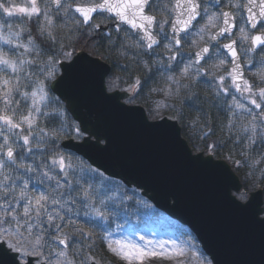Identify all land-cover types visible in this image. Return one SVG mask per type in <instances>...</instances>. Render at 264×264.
<instances>
[{
    "label": "snow or ice",
    "instance_id": "1",
    "mask_svg": "<svg viewBox=\"0 0 264 264\" xmlns=\"http://www.w3.org/2000/svg\"><path fill=\"white\" fill-rule=\"evenodd\" d=\"M151 6L152 0H101V2L77 0L75 3L70 0H27L26 5H17L13 0H0V11L8 17H12L15 13L24 14L26 17L20 25L0 24V41L10 46L8 51L0 48V253L7 255V250L15 251L17 255L10 257L12 264H32L29 256L42 258L38 259L36 264H75L74 258H69L68 250L72 238L68 233L61 231L62 225L57 221L65 220L61 212H65L66 215L72 214L77 200L84 208L86 217L94 214L102 220L108 218L104 212L100 211V208L107 207L108 201L112 200L103 183L100 185L91 183L84 187L81 184V178L70 180V174L76 177V167L69 158L59 154L55 155L48 164H44L46 157L35 167L24 163L17 164L14 143L22 141L19 146L27 149L29 154L33 152V141L36 142L35 149L41 154L52 150L47 146L48 137L52 134L40 127L41 118L49 116L46 109L52 102L48 94V81L55 79L57 68L63 66L57 58L68 60L73 55L72 51L68 50L72 47L71 33L84 26H88L91 30L100 28L99 24L91 22L93 13H98V10L115 14L117 32L122 24H128L132 29L137 30L135 35L138 39L128 43L129 48H138L143 50L145 55H152L155 47H159L162 41H167L164 44L165 51L157 53L164 56L167 64H162L159 60L152 61V64L148 60L141 61L146 77L153 71L152 65H160L157 71L163 69L165 72L178 68L181 61H178L177 57L183 56L182 49L184 42H187L180 34L186 33L193 26V21L201 15V5L198 0H171L170 4L162 7L160 19H157L155 15L147 14L145 9ZM228 6L238 11L247 8L249 16L246 23H250L251 29L258 26L264 27V20L258 23L257 14L252 11V7L255 6L254 0H249L248 4H240L238 0H228ZM203 11L207 17L206 22L197 30L196 36L200 40H204L207 36V42L194 53L195 60L190 59L182 68H179V78L174 75L167 76L166 89L154 88L150 92L167 91L171 94L173 85L177 89L189 87L190 83L184 84L182 81L190 80L193 72L196 76L208 74V69L202 71L199 65L202 60L207 62L212 58L211 42L231 32L236 24L235 14L230 11L212 15L207 14V9ZM259 17H264V0H261ZM69 19L74 23L69 24ZM220 19L223 25L215 33H211L210 29L216 28L217 21ZM28 21H34L35 33ZM168 24H170V32L165 31V26ZM157 25L159 33L154 34ZM64 29L68 31L65 32ZM157 35H160V39ZM237 40L241 44L250 40L251 45L264 47V33L250 36L244 26L239 27L237 39L230 38L229 43L217 47V56L220 54L221 47L230 53L231 68L224 75L214 76V79L219 81L216 95L219 97L221 93H229V88L224 87L226 77L231 78L232 86L241 96L248 93L245 99H251V104L260 111L254 112L251 108L247 109L251 120L241 125L240 131L247 135L249 148L257 142L264 148V87L253 91L252 84L244 79L243 66L239 62L240 54L236 49ZM191 44L197 45L198 41L193 40ZM251 50L250 46L247 51ZM165 53L169 54L165 55ZM173 62L176 63L173 64ZM227 63L226 57L220 59L214 67L221 68ZM260 78L261 82H264V75H260ZM141 86V80L137 78L130 90ZM257 96L260 103L252 98ZM21 105L24 107L22 108ZM237 109H245V105L234 96L231 103L234 116L237 114ZM229 125L235 126L231 119H229ZM25 132L27 135L24 134ZM249 133L251 135H248ZM77 134H79L78 129ZM210 134L209 129L205 135ZM239 139L238 136L237 140ZM245 155L248 154L245 153ZM4 156L12 165H15L13 172L23 169V174L14 176L11 172H7ZM261 161H264V152H261L260 160L254 163ZM242 162L235 161L237 165ZM57 168L59 172L53 174ZM87 172L93 179L103 175L98 169L90 167ZM34 178L39 181V186L47 182L49 187H45L42 191L38 190V187L30 188ZM76 214L79 215V212L77 211ZM260 223L264 224V220ZM53 229L57 235L52 243L58 242L59 245H63V249L50 250L45 256V248L49 244L45 237L50 235ZM76 231L84 239H91V236L83 229H76ZM100 239L106 243L111 252L127 261L128 264H132L133 260L143 261L150 257L168 258L169 256L185 257L186 259L181 260L179 264H203L202 255L196 250L197 246L191 239L182 242L169 241L167 244L144 241L142 245L132 241L113 240L110 234H101ZM141 240L143 241L144 238L141 237ZM5 245L7 249L4 248ZM76 254L73 253V257ZM81 264H94V261L90 256H86ZM208 264L211 262L209 261Z\"/></svg>",
    "mask_w": 264,
    "mask_h": 264
},
{
    "label": "water",
    "instance_id": "2",
    "mask_svg": "<svg viewBox=\"0 0 264 264\" xmlns=\"http://www.w3.org/2000/svg\"><path fill=\"white\" fill-rule=\"evenodd\" d=\"M60 63L50 88L84 133L62 141L64 149L189 226L213 264H264L262 189L240 199L243 183L227 160L195 152L176 119H151L145 106L125 102L131 91L108 90L111 65L102 58L80 50ZM7 251L0 264L17 255ZM37 259L29 256L32 264Z\"/></svg>",
    "mask_w": 264,
    "mask_h": 264
},
{
    "label": "trees",
    "instance_id": "3",
    "mask_svg": "<svg viewBox=\"0 0 264 264\" xmlns=\"http://www.w3.org/2000/svg\"><path fill=\"white\" fill-rule=\"evenodd\" d=\"M5 17H8L7 14L0 12V24L8 23ZM28 24L32 27L33 33H35L34 21H28ZM6 30L7 29H5V31ZM77 33L78 34H76L73 39L72 47H70L69 50L74 52L79 50L91 51L93 54L108 60L113 67L115 66L119 58L115 55L116 52H114V47H110L108 44L109 39L105 34L97 32L96 30H91L88 27L79 29ZM0 48H3L5 51L9 49L8 45L4 44L3 41H0ZM57 59L60 61L62 60L59 57ZM142 77H146L145 74H143ZM147 77H150L148 78L149 80L153 79L149 74ZM51 81L52 80L48 81V94L52 98V102L49 104V108L46 109V111L49 112V116L42 117L40 121V127L52 134L47 144L52 150L45 152V157H51L55 155V153L71 154L76 158V160L74 159L75 161H71L76 167V177L70 174V180L81 178V184L84 187L88 186V180L96 185L103 183L104 187L108 190V195L112 197V200L108 201L107 207L100 208V211L104 212L108 217L106 220H102L94 214L88 216L95 225L94 234L91 236V239H83L82 247L84 248V253H90L98 259L110 260V264H120L117 262L118 255L108 249L106 243L100 239V236L101 234H110L113 240H117L123 232V228L131 226L132 223H136V226L131 228V231L134 233L152 231V226L159 225L164 230L168 231L171 229L174 236H170V241L193 240L197 246L196 250L208 260V257L202 250L195 235L187 226L177 222H173V224L168 223L167 219H169V217L165 213L156 209L152 203L144 198L138 191L126 187L119 181L107 179L103 175L102 177L96 176L95 179H93L87 172L89 164L74 152L62 148V141L71 137L80 138L83 134L70 113L66 110L64 104L57 99L51 91ZM142 81L145 83V80ZM139 91L141 94L143 88H140ZM210 91L209 88H204V92L210 93ZM140 94L138 91L134 93L133 98L136 100L133 98L132 100L141 102L142 96L138 97ZM205 99L208 103H206L205 109L202 110L201 108V111H199L205 118L200 133L198 132L195 136H191L186 130V127L181 124L185 138L188 139L194 150L214 153L217 157L228 160L239 174L247 191L255 190L259 187L264 189V178L261 172L264 161L254 163V161L260 160V154L264 152V148H262L259 142L258 145H254L252 148L244 144H239V146H237L233 141L232 134L227 133L229 117H231L232 121L234 119L231 116L232 111L229 105L226 102L219 105L218 103L221 102V100L213 94L208 95V98L205 96L204 100ZM21 107L23 108L24 105H21ZM226 107L229 112H227ZM208 128H211V134L206 136L205 130ZM77 129L79 130V134H77ZM25 151L26 149H22L21 147L17 149L20 155H24ZM245 153L248 155L246 156ZM77 160H81L82 166ZM235 161L243 162L237 165ZM167 238H169V236H166V239ZM74 240L78 241L77 238H74ZM113 247H115V245H113ZM69 255L73 256V253L71 252ZM185 259L186 258L183 257L182 260ZM180 261L181 260H176L175 256H169L168 258L155 257L150 258L146 264H179Z\"/></svg>",
    "mask_w": 264,
    "mask_h": 264
},
{
    "label": "rangeland",
    "instance_id": "4",
    "mask_svg": "<svg viewBox=\"0 0 264 264\" xmlns=\"http://www.w3.org/2000/svg\"><path fill=\"white\" fill-rule=\"evenodd\" d=\"M13 2L17 5H26L27 4V0H13ZM70 2L75 3V2H77V0H71ZM0 12H2V11H0ZM154 13L158 16V19H160L162 16V8L161 9H155ZM164 15H167V14L164 13ZM108 18H109L108 14H102L96 19V21L105 22L106 19H108ZM169 19H171V17H169ZM5 20L8 21L7 24L20 25L22 20H26V17L24 16V14L15 13L12 17H5ZM58 23H63V21H58ZM68 23L72 24L74 22L71 19H69ZM202 24L204 25V23H202ZM169 26H170V24L165 26L166 32H169ZM200 27H202V26H199L196 30H194L190 34H187L186 36L183 37L184 40H186L187 42H184V46L182 49L184 54H183V56H180L179 61H181V63L179 64V67L173 68V70L171 72H165L163 69L157 71V69L160 68V65H152L153 71L151 73H148V74L156 75V73H157V75H159L158 78H155L152 80H149L148 77L142 78L144 71H143V65H142L141 61L146 60V58L143 57L140 59L139 57H137V55L135 53V52L139 53L141 49L129 48V47H127L128 43L127 44L121 43V42L116 43V42H114L116 39H110L108 41V44L110 45V47L111 46L114 47V52H116L115 55L118 56V58H120V59H118V62L115 63V66L113 67L112 72L107 77V84H108L109 89L113 90V89L117 88L118 86L128 85V83H134L137 78H140L141 85H142L141 88H143V91H141V94H140V91L138 90V93L140 94L138 97L142 96L141 102H137V101L132 100V98H133V96H132L131 98L126 99L127 103H129V104L140 103V104L144 105L145 107H147L148 115L151 119H157V118H160L163 116H168L170 118L178 120L181 124H183L186 127V130L190 133L191 136H195L196 133H198V132L200 133V130L202 128V125H203L205 118L201 115V113L199 111H201L200 110L201 108H202V110L205 109L206 103H208V101L206 99L204 100L205 96L208 98V95L213 94L216 97H218L216 95V91H217V86L219 84V81L214 79V76L224 75L226 73V69L228 68L227 66L229 65V62L224 67H221V68L214 67V65L218 64V61L220 59L226 58L225 53L220 52L219 56H217L216 55V49H214L212 51V54H213L212 58L209 59L207 62H204L202 65H199V67L201 68L202 71L204 69H208V74L203 75V76H196L195 72H193L190 80L182 81V83H184V84L190 83L189 87L177 89V87L175 85H173L172 86L173 91L171 94H169L167 91H151L150 92V90L154 89V88L155 89H166L168 87V82L166 79L167 76H173L174 75L177 78H179V68H182L184 66V64L187 63L190 59L195 60L193 57L194 51L197 48H199L203 44L202 41H204V40H200V38L198 36H196V32ZM78 30L71 33L72 42H73L75 35L78 34L77 33ZM63 31L66 32L68 30L64 29ZM158 33H159V26L157 25L156 26V34H158ZM120 35H121V37H120L121 41H124V40L135 41L136 40L135 37L127 38L126 35L124 36V34H120ZM158 36H160V35H158ZM193 40L198 41V44L192 45L191 41H193ZM244 42L246 43L247 41H244ZM165 43H167V41H162L160 46L158 48L154 49V52H159V53L164 52L165 51L164 50V44ZM8 47L10 48L9 45H8ZM69 51H72V50H69ZM87 52L91 53L92 55H95L91 51H87ZM72 53H73V55L75 54L74 51H72ZM49 55H50V53H49ZM254 57L256 58L255 65L256 64L257 65L253 69L252 64H251L252 63L251 59H253ZM157 60L161 61L162 64L164 62H165V64L168 63L165 58L164 59L159 58ZM249 60H250V64H249V68L248 67L246 68V76L250 80H252V79H253V81L256 80L254 82V84L256 83L255 87H253V91H256V89L264 87V82H261V78H260V75H264V64L261 65L264 61V52L261 54H255V55L252 54V56L250 57ZM151 61H156L155 55H151ZM123 63L126 64L125 67H123ZM59 73H60V67L57 68L56 75H58ZM257 74H260V75H257ZM142 79L147 81L146 84L145 83L142 84ZM199 79H201V80H199ZM206 87L210 88V90H211L210 93L204 92V88H206ZM224 87L229 88V92H230V87L227 85V83H224ZM218 98H220V99L222 98L221 102L218 103L219 105H222V103L224 101L228 105H231V103H232V100H230V99H229V101L225 100L227 98H225L224 93H222ZM235 98L240 103L245 105V109H243L245 114H243L241 112V109L236 110L237 114L235 116L231 113V116L234 118L233 124L235 126L231 127L229 125L228 129H227V133L232 134L233 141L237 144V146H239V144H244V145L248 146L247 135L243 134L240 131V128H241V125L246 124L249 120H251V116L247 115V109H249L250 107L246 102L245 103L241 102L243 100L238 98V96H235ZM252 98L257 99L258 96L252 97ZM133 99H135V98H133ZM242 99H244V98H242ZM226 110H227V112H229L227 107H226ZM229 119H231V117H229ZM243 119H244V121H243ZM210 130H211V128H210ZM208 131H209V128L207 130H205V133H207ZM24 134L27 135V132H25ZM248 135H251V133H249ZM238 136L240 137L239 140H237ZM50 137H48V142H49ZM79 139H81V137ZM35 143L36 142L33 141V147H34ZM20 144H22V141L15 142L14 147L18 149V147H20L19 146ZM256 149H257V147H256ZM196 151L199 152L200 150H196ZM57 154L63 155L65 157L69 158L70 161L76 160V158H74L71 154H68V153H65V154L55 153V155H57ZM45 155H46L45 152L43 154H41V152L36 150L34 147L33 152L31 154H29L27 152V149H26L24 155L16 154L15 157H16L17 164L24 163L26 165H33L35 167L36 165L41 163V160L45 158ZM53 157L54 156L48 157L46 160L44 159V164L50 163ZM3 159L6 161L5 170L7 172H11L14 176L23 174V169H21L19 172H13L12 170L15 167V165H12L11 162L7 160L6 156H4ZM77 161L79 163H81V160H77ZM89 167L90 166H88V168ZM90 168H93V167H90ZM45 170H47V169H45ZM58 172H59V169L57 168L53 174H57ZM261 172H262L263 178H264V165L261 167ZM69 179H70V175H69ZM88 182H89V184H91V182L89 180H88ZM31 187H38V190L42 191L45 187H49V185L47 184V182H45V184L43 186H39V181L34 178L31 185H30V188ZM238 197L242 200H245L248 197L247 191L242 193V194L238 193ZM77 211L79 212V215L76 214ZM61 215L65 216V220L63 222H61V221H57V222L61 223V225H62L61 231L68 233L69 236L71 238H73V239H71V241L68 245V250H69V254L71 252L77 253L74 257L69 255V258H74L75 264H81V261L86 256H90L92 259L100 262L101 264H110L111 263L110 260L98 259V258H95L90 253L89 254L84 253V248L82 247L84 238L79 235V233L76 231V229H83V231L85 233H88L90 236H92L94 234V225L95 224L93 223V221L91 219L88 218V216L86 217L84 215V208L80 206L79 200H77L76 205L73 207L71 215H66L65 212H61ZM134 226H136V223H132L131 226H126L125 228H123V230H122L123 232L118 237L119 238L118 240L132 241L134 243L141 244V245L144 243V241L166 242V244H167V242H169L171 240L170 238L166 239V237H165L166 235H158L157 232L153 233L151 231H142V232L134 233L131 231L132 230L131 228ZM56 235H57V233L53 229L50 232V235H47L45 237L46 240L49 241L48 246H46V248H45V256H47V253L50 250L51 251H60L63 249V245H59L58 242L52 243V240L55 238ZM141 237L144 238L143 241L141 240ZM74 238H77L78 241H75ZM176 241L182 242L183 240H176ZM150 258H155V257H150ZM150 258H145L143 261L133 260L132 264H146ZM202 258H203V264H208L209 261L211 262V264H213L210 259L206 260L203 256H202ZM38 259H42V258L38 257ZM175 259L176 260H182L183 256H175ZM117 262L120 264H128L127 261L121 259L119 256H117Z\"/></svg>",
    "mask_w": 264,
    "mask_h": 264
},
{
    "label": "flooded vegetation",
    "instance_id": "5",
    "mask_svg": "<svg viewBox=\"0 0 264 264\" xmlns=\"http://www.w3.org/2000/svg\"><path fill=\"white\" fill-rule=\"evenodd\" d=\"M100 1L101 0H96V2H100ZM198 2L201 5V15L198 16L197 19L194 21L192 28L189 30V32L187 34H190L194 30H196L199 26H203L202 23L205 24L207 17L205 16V13L203 11L204 9L208 10V13H207L208 15H212L213 13H219V12H222V11H230V12L235 14L236 27H234L231 32L225 33L223 36L218 37L217 41H212L211 45H210V51L211 52L214 49H216L217 47H219L220 45L229 43L230 42V38L231 39H237V37L239 36V27L240 26H244L246 28V30H248V34L250 36L264 33V27H259L258 26L255 29H251L250 23H246L247 18L249 16L247 8H244V9L239 10V11L237 9H235V8H230L228 6V0H198ZM238 2L240 4H248L249 0H238ZM170 3H171V0H152V6L149 8V10L151 12H154L155 9H159V8L161 9L165 4H170ZM254 5L255 6L252 7V11H253V13L257 14V22L259 23L260 20H264V17H259V10H260V5H261V0H254ZM111 18L113 19V17H111ZM112 19L111 20H107V24L109 25V30H110L109 37H114L115 33L117 32L116 27L114 26V23H113ZM222 25H223L222 19L218 20L217 21V27L216 28H212V30L210 29V32L211 33H215L218 30V28L221 27ZM121 30H124L125 32H129L130 30L133 31V29L131 27L126 26L124 24L121 25L120 30L117 33L120 34ZM135 33L136 32H134L133 34H135ZM116 38H117V36H116ZM207 39H208V37L205 36L204 41H202L203 44L200 47L205 45V43L207 42ZM250 46H251L252 50L251 51H247V49ZM236 49H237V52L240 54V61L242 62V65H243V68H244V71H245V78L244 79L248 80L249 83L252 84L253 87H255L256 83L254 84V82L256 80L253 81V79L250 80L249 78H247V76H246V68L247 67L249 68V64H250V62H249L250 60L249 59L252 56V54L255 55V54L263 53L264 52V47L259 46V45H251V41L250 40L247 41L246 43L243 42V44H241L240 41L237 40ZM195 51H194V53H195ZM220 52L221 53H225L226 56H228L229 65L227 66L228 68L226 69V72H227L231 68V62H230V59H229L230 53H228L227 49H224L222 47L220 48ZM177 60H178V57H177ZM255 61H256L255 57L253 59H251V62H252L251 64H252L253 69L257 65V64L255 65ZM263 64H264V61H263V63L261 65H263ZM227 80L229 82L230 89L233 90V92L235 90L234 94L240 95L239 92H238L239 94L237 93L235 87L232 86L231 78L226 77L225 81H227ZM226 94H228V93H226ZM244 95H248V93H244ZM228 100H229V98H228ZM248 103H249V106L251 108H254L255 110H259V109H256L255 106L251 104V99H248ZM257 103H260L259 97L257 98ZM259 111H256V112H259Z\"/></svg>",
    "mask_w": 264,
    "mask_h": 264
},
{
    "label": "bare ground",
    "instance_id": "6",
    "mask_svg": "<svg viewBox=\"0 0 264 264\" xmlns=\"http://www.w3.org/2000/svg\"><path fill=\"white\" fill-rule=\"evenodd\" d=\"M117 36V38H120L121 37V35L119 34V35H116ZM116 36H115V38H116ZM26 38V37H25ZM77 52H75V54H76ZM64 61V60H63ZM106 86L108 87V84H107V78H106ZM247 190H245V187L243 186V191L242 192H239V194H242V193H244V192H246ZM263 206H264V192H263ZM264 215V214H263Z\"/></svg>",
    "mask_w": 264,
    "mask_h": 264
}]
</instances>
